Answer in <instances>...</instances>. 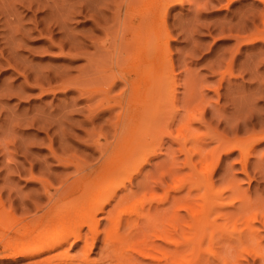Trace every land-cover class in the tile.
<instances>
[{
  "label": "rangeland",
  "instance_id": "1",
  "mask_svg": "<svg viewBox=\"0 0 264 264\" xmlns=\"http://www.w3.org/2000/svg\"><path fill=\"white\" fill-rule=\"evenodd\" d=\"M125 1L0 0V264H33L36 260L45 258L64 247L71 254H75L82 245L81 242L73 245L66 243L64 247L44 251L39 255L24 256L9 254L4 242L8 238H22L20 229L27 219H30V216L34 217L41 208H47L50 197H54L57 193L59 195L61 192L59 197L69 198L64 199L62 204L72 202L73 198L70 199L72 196L84 197L82 189L79 190L80 192L66 194L64 188L79 177L81 168L95 166L101 162L100 151L97 148L99 140L106 143L114 139L112 121L115 120L114 114L117 113V108L119 112L116 104L121 90L125 87L117 77L114 78V73L117 74L118 68H127L129 60L125 58L126 54L117 57L119 54L114 53L115 49L112 46L123 20ZM176 1L171 4L167 17L166 27L171 35L168 49L161 50L160 55L157 54L158 59L161 56L157 61L163 62V70L167 72L165 73L173 75L178 80L175 93L179 95L177 97L179 113L171 123L172 135L177 134V125L182 122L180 114L185 111L189 103L190 107L192 105L191 113L195 116L190 114L191 118L185 120L188 123L187 127L192 129L187 132L194 130L195 132H190V135L199 133V138L203 136L201 138L203 140L198 139V141L201 145L205 144L204 147L208 151L218 144L217 140L220 137L226 136L225 138L230 139V146L237 142L245 143L247 141L245 138L260 136L264 132L261 130L264 129V2L259 0ZM141 2L145 3L146 0ZM145 6L146 4L142 5ZM155 23L159 24V21L156 20ZM116 63H122L120 65L123 66L119 64L118 66ZM187 92L189 96L194 97L190 96L191 100L184 106ZM107 102L108 104H105ZM197 102L201 103V106ZM99 104L103 107L98 108ZM214 134L222 135L218 137L219 135ZM173 136L164 135L160 152L150 157L134 178L133 184H129L128 189L120 191L119 195L130 190H142V194L146 192L150 197H167V191L172 190L168 186L172 185L171 172L179 169L177 172L180 176H187L190 169L184 165L186 156L181 150L182 144L173 139ZM215 136L217 139L213 138ZM188 140L186 147L195 144L193 138ZM250 140L247 141L248 144H251ZM219 150L221 148L211 153V157L209 156L206 161L212 162V165L207 164L210 170L208 172L213 171L210 173L213 181L210 180L215 189L224 186L230 188L229 191L225 187V196L229 192L232 194L236 192L234 197L228 194L235 205L240 206L243 203L240 200L249 198L252 204H256L254 210H261L258 215L260 218L257 216L253 226L254 224H257L254 226L256 228L259 226L257 229L262 235L258 239L261 243L259 248L260 246L264 248L262 242L264 223H260L264 222L262 219L264 218L262 216L264 215V140L255 144L248 155V173L242 171L243 156L240 150L234 149L230 153H225L223 149ZM195 158L198 159V156L196 155ZM202 166L199 162L197 170ZM202 175L203 173L200 174L199 179L205 181L202 180V183L199 180L201 182L199 184L204 186L201 189L197 188L198 191L194 190V193L189 195V200L190 202L192 200L191 204L195 202L194 205L192 204L193 207L201 204L206 210L212 200L209 201L208 197H204L206 193L202 196L204 191H208L205 182L209 183L207 178H203L205 174ZM91 180L95 181H93L95 186ZM86 181L91 183L90 186L86 183L87 191L96 192L98 179H82V183ZM236 186L241 191L239 195ZM243 192L249 193V196L242 197ZM87 193L89 195V192ZM183 195L187 196V188L172 190L169 197H186ZM229 197L227 198L230 199ZM237 205H231L232 207L228 205L224 211L228 209V212H236V207H239ZM201 207L198 205L194 208L202 210ZM249 210L239 212L236 216L240 215L241 221L237 219L235 223L234 220L229 222L215 212L213 216L211 211L206 210L209 212L208 215H212L208 216L205 211L207 218L200 214L198 217L200 219L202 215L200 223L211 240L203 235L194 250L191 248L187 250L186 257L190 255L189 260L193 257L191 262L208 258V261L217 264L220 261L218 259L216 260L219 262L216 261V257L213 260L211 253L217 252L219 247L225 256L227 254L226 257H231L228 264H241V262L264 264L252 253L256 243L249 242L247 246L251 244L252 246L248 247L247 252L237 251V248L227 250L224 245L229 242V236L235 241V235L239 234L238 230L240 232L245 229L247 232L246 218L250 213ZM182 212L187 214L186 211ZM243 219L245 224L241 223ZM188 220L189 225H196V221L190 215L187 222ZM231 221L233 227L229 225ZM207 222H210V225ZM104 223L106 221L102 218L101 228L105 226ZM194 226L188 227L192 229L187 230L189 233L186 232V235L192 236L195 233L196 226ZM84 230L88 232L87 227ZM212 233L214 235L221 233V235L212 239ZM101 239L102 235L99 237L97 247L90 253L93 258L99 256ZM220 240L228 252L222 250L224 246ZM195 251L196 255H194ZM232 251L234 254L237 252L235 257L231 254ZM237 254L243 258H239Z\"/></svg>",
  "mask_w": 264,
  "mask_h": 264
},
{
  "label": "bare ground",
  "instance_id": "2",
  "mask_svg": "<svg viewBox=\"0 0 264 264\" xmlns=\"http://www.w3.org/2000/svg\"><path fill=\"white\" fill-rule=\"evenodd\" d=\"M175 1L176 0H146L145 3L141 2V0L125 1V13L123 12L124 15H122L123 20H121L119 29L117 28L118 32L114 45L112 46L111 44L112 48L114 47L113 49H115L114 53L119 54L117 57H120V54H126L125 58H128L129 60V62L126 60L128 62L127 68H118L117 74L114 73L115 76L113 75L114 78L117 77L119 81L123 83V87L125 86L124 89L121 90L118 96V104H116L119 107V112L117 108V113L114 114L115 120L112 121V126L114 129V133L112 134L114 139L112 141H107L106 143H103V141L99 140L101 143H103H97V148H99L102 159L101 162L95 166L89 165L87 168H81L82 170L80 169L81 174L79 177L76 176L77 179L75 177L76 180H73L72 183L68 184L64 188L66 189V194H73L82 189V194L84 193L85 195H88L87 192H89L88 196L91 195V197L85 195H83L84 197L72 196L70 197V199L73 198L71 199L72 202H69L71 204L63 203V205L61 202L68 197H59L61 195L60 192L59 195L57 193L58 197H55L57 195L50 197V204L47 208L42 209L39 205H37L41 208V211H39V213H37L32 218L30 216V219H27V222L21 227L20 233L22 238L15 237L5 240L4 247L7 249V251H9V254L35 256L43 253L44 251H50L51 249H55L57 247H64L66 243L73 245L75 243L77 244L78 242H81L82 245L76 252L77 254H71L70 251L64 247L62 250H59L45 258L36 260L33 264H213L211 263V260L208 261V258L205 259L206 261L196 260L195 262H191L190 260L193 259V257H191L190 260L188 259L190 256L189 254H187L189 255L188 258L186 257L187 250L190 248L194 250L195 246L201 242L203 235H206L203 230L205 228L203 227L202 223H200L202 215L200 216V219L198 218L199 215L203 214L207 218L205 215V211L207 210L211 211L212 215L213 212H215V214L217 213V215L228 219L229 222L230 220H234L233 222L235 223L237 219L241 221V216H236L239 212H246L250 209L249 214L251 215L248 213V215L246 214L248 217L243 213V216H245V218L247 217V232L245 229L241 230L240 232L238 229H236L238 230L239 234L237 231H235L238 234V236L235 235L236 233L234 234L236 236L235 241L233 238L230 239V236L228 235L229 242H223L225 243L224 245H226L227 250H233L237 248V251L242 252H247L246 250H248V247L250 246H247L249 242L254 244L256 243L258 248L256 245L255 249L252 250V253H254V256H258V259H261V261L264 262V248L261 246L259 248L261 243L260 240H258L262 235L259 234V226L257 227L258 229L254 227L257 224H254L253 226V221H255L258 215H260L261 210H254L253 207H255L256 204L253 203V205L251 200L248 198L240 200V202H243H241L242 204L240 206L236 204L239 206L236 207V212H228V209H226L227 211H224L228 205L236 206L232 199L228 196V194H231V197H234L236 192L234 191V194L226 192L228 194L225 196V191L226 188L228 189V187H216L215 189L212 182L213 180L210 178V173L213 171L208 172L210 170L209 165H207L210 163L212 165V162H206L208 157H211L210 154L219 148H221V150L223 149V151L225 150V153H230L234 151V149H238L242 152L241 154L243 156L242 171L248 173V155H250L251 149L254 148L255 144L264 140V136H262L264 135L262 134L264 132H260V136H255V132V137H251V140L245 138L247 141H251L249 142L251 144H248L247 141V143L245 142L248 144L247 146L244 142L241 144L238 142L236 143L235 139L234 142L237 145L232 144L229 146L230 139L225 138L226 136L221 138L220 136L222 134H218L219 136L214 134L220 137L217 140L218 144L216 146L214 145L215 147L213 146V149L211 148L212 150H206L204 147L205 144L201 145L200 141H198V139L203 140L201 139L203 136L199 138V133H195L196 135H190V132H195L194 130L190 131L189 133L187 132L189 129H192L187 127L188 123L185 122V120L187 121L188 117L191 118V115H193L191 113L192 105L191 107L189 106V103L187 105V102L191 100V95L189 96L187 92L188 95L185 96L187 101L186 103H183L184 106L187 105V108L185 111H183L184 113L182 112L180 114L182 122L177 125V134L175 136L172 135L173 129L171 128V123L172 120H174L175 115L179 113L177 108V97L179 95L177 96V93H175L176 81L178 80H176L173 75L166 74L167 72L163 70V62H158L161 56L159 59L157 56L160 55L161 50L165 51L169 46V39L171 35L166 27V24L170 6ZM259 1L264 2V0ZM144 4H146V6L142 7ZM118 11L120 13L119 8ZM156 20L159 21V24L155 23ZM111 38L114 39L113 36H111ZM125 62H123V64ZM116 64L118 65L119 63ZM114 69L115 67L113 70ZM191 97L193 98L194 96ZM197 103L199 104V102ZM105 104H108V102ZM99 106L98 108L103 107ZM199 107L197 108L199 109ZM203 113H201L202 118ZM179 121H176V123ZM157 130L161 131L158 132ZM186 132L189 135H187ZM164 135H168V137L173 136V139L178 141V143L180 141L182 146H179L186 156L184 165L190 169L187 176H180L178 174L179 172H177L179 169L172 171L170 177L172 185H167L174 191L187 188V196L183 195L186 197H169L172 190L170 192L169 190L167 191V197H154L152 193L151 194L153 197H150L146 194V192L142 194V190H138L139 192L137 190H130L122 195H119L120 191L123 189H128V185L133 184L132 182L134 178L141 172L142 167L149 161L150 157L160 152ZM216 136L213 138L217 139ZM189 138H193L195 140V144H193L191 147H186ZM223 146H227L226 149L225 147L223 148ZM196 155L198 156V159L195 158ZM210 160L211 159H209V161ZM199 162L203 165V169H200L201 171L197 170V164ZM215 164L216 163H214V165ZM201 173H203V175L205 174V176L202 175L203 178L205 177L207 178V181L209 180V183L205 182L206 190L208 187V191H204L202 196L206 193V196L204 197H208L207 200L209 201L210 199L212 200L206 210L202 208L203 206L201 207V204L195 205L196 207L200 205L203 211L199 210L200 208H198V210L195 209V206H192V204L194 205L195 202L191 204L192 200L191 202L189 200V195L191 193L193 194L194 190L198 191L197 188L201 189L202 186H204V184H199L202 182V180L205 181V179H199ZM85 178L98 179L96 183L97 188L95 187V189H97L95 190L96 192L91 193V190L87 191V186H90L91 183L87 181L82 183V179ZM93 181L91 180L92 184L95 182ZM86 183L89 184L86 185ZM237 187L238 186H236V189H238V191L234 188L233 189L239 192V195L241 194V191H239V188ZM228 190L230 191V188ZM242 194H244L242 197L245 195L249 196V193L247 194L246 192H243ZM191 197L192 196H190V198ZM225 200H228L229 202ZM160 206H162V208H160ZM205 206L207 205H204V207ZM256 207L260 208L258 206ZM182 211H186L187 216ZM208 213L209 212L206 214L208 215ZM215 214L213 216H215ZM189 215L193 220L196 221V227L194 225H189V220L187 222ZM102 218H104L106 221L103 228H101ZM208 219L204 220L206 221ZM213 219L215 218L213 217ZM232 221L231 224H229L231 226ZM210 222L207 223L210 225ZM244 222L245 220L243 219L241 223ZM192 226L195 227V233L192 236L186 235V232L192 229H189L188 227ZM86 227L88 230L87 233L86 230H84ZM217 232L219 233V231ZM100 235H102V239L98 251L99 256L97 258H95L96 256L93 258L90 256V253L93 252V250L97 247V242ZM216 235L212 233V239L214 236L216 238L219 237L221 233L220 235ZM207 237L209 238V235H206V238ZM210 245L212 244L210 243ZM238 247H240L239 250ZM217 248L219 249V247ZM223 248L222 250L226 251L225 246ZM218 249L217 252H214L215 255L211 253L213 260L214 257H216L215 260L218 259L223 264H228L229 258L231 259V257H226L227 254L225 256L223 254L224 252H222L220 249V251H218ZM236 253L234 254L233 251L231 252L232 255L234 254V257L236 256ZM194 255H196V251ZM240 257L242 256H239V258ZM204 258H206V256H204ZM239 258L237 257V259Z\"/></svg>",
  "mask_w": 264,
  "mask_h": 264
}]
</instances>
